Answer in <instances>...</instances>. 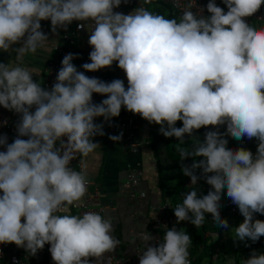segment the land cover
<instances>
[{"label": "clouds", "instance_id": "9594fccd", "mask_svg": "<svg viewBox=\"0 0 264 264\" xmlns=\"http://www.w3.org/2000/svg\"><path fill=\"white\" fill-rule=\"evenodd\" d=\"M121 2L0 0V50H13L20 60L48 41L41 20H50L54 33L73 21L91 20V62L82 68L97 71L117 61L128 84L125 88L121 79L105 82L85 75L72 63L78 55L73 53L63 57L50 90L28 68L0 62V105L21 114L14 141L0 136V145L6 146L0 151V244L15 243L33 255L50 244L55 264H91L90 258L115 249L112 223L101 214L57 213L87 192L86 165L76 171L69 164L77 153L87 157L100 146L93 137L105 133L95 118L118 117L122 107L159 124L165 137L181 143L185 134L195 138L191 151L177 146L182 161L204 158L182 165L191 190L174 209L177 223L200 226L210 213L218 226L229 228L220 214L226 189L244 217L235 227L236 240L258 241L264 236V220L253 218L264 215V28L251 26L246 18L264 0H223L226 12L209 0L210 16L189 10L179 21L144 8L114 12ZM93 93L107 98L93 103ZM224 124L225 133L207 131L203 141L193 135L201 127ZM229 134L237 140L256 138L255 155L229 147ZM122 135L109 138L117 142ZM197 168L211 186L206 195H198ZM142 239L147 246L139 264H190L187 232L168 228L158 246L148 243L152 235ZM244 264H264V253L253 251Z\"/></svg>", "mask_w": 264, "mask_h": 264}, {"label": "crops", "instance_id": "0c3cea01", "mask_svg": "<svg viewBox=\"0 0 264 264\" xmlns=\"http://www.w3.org/2000/svg\"><path fill=\"white\" fill-rule=\"evenodd\" d=\"M153 3L154 6H150ZM217 6L227 11V6L223 0H215ZM139 7H123L118 8L114 12L129 14ZM153 14L163 15L165 18H175L176 14L172 12L170 7L156 3L145 1V8ZM211 14L209 13L208 16ZM73 21L67 28L73 26ZM41 30L49 37L44 47L37 48L35 53L28 52L17 59V53L13 50L5 52L0 50V62L8 64L11 67L20 65L34 72L33 79L41 86L44 80V70L47 63L54 56V45L61 42V33L64 28H58L57 32H53L50 27V20H41ZM47 26L49 30H44ZM253 27L259 29L264 28V19L255 21ZM15 44L12 47H19ZM79 61H81L82 53L79 50ZM111 81L121 79L127 88V77L123 69L118 67V62L114 61L108 69ZM135 114L127 109H121L118 117L113 120H125L133 117ZM141 120L138 128L133 130V135L139 140V146L136 151L130 150L124 146L123 142H114L109 138L110 135H119L117 132H106L104 135H96L93 137L95 142H99L97 147L87 157L80 156L81 165H86L88 171V180L93 186L97 187L100 193V203L106 206L101 214L102 217L108 219L113 226L111 235L113 237H121L124 240L123 251L125 254H131L134 251L136 238L133 235L135 231H142L149 223L150 219L161 215V211L156 206L165 200L172 202L183 201L184 194L190 191L191 178L182 173V165H191L194 160L187 157L182 161L177 146L187 148L191 151L195 138L185 134V141L177 140L175 137L163 136L159 129L160 125L149 123L139 114L136 116ZM166 126V125H165ZM177 127L182 126V121L176 122ZM156 130V131H153ZM211 130H218L221 133L226 132V124L220 125L218 128L214 126L201 127L195 130L194 136L203 141L205 133ZM228 146L236 149L241 147L240 140L233 138L230 134L226 135ZM248 142L246 149L250 150L254 155L257 151L259 141L252 138ZM201 159V158H199ZM202 159H204L202 157ZM80 165V169H81ZM197 170V169H196ZM129 171L140 173V179L132 188L127 183ZM199 172V173H197ZM195 171L200 177L196 187L199 189L198 195H206L211 188L202 175V169ZM210 175V174H209ZM141 192L144 196H141ZM222 198H228L226 189L222 193ZM59 215H79L77 209L69 207ZM221 217L226 219L229 228L225 229L217 225L212 214L205 213L204 220L200 226L190 223L187 232L191 236L189 248L191 254L196 258L203 250L202 256L196 258L195 264H244L247 258L253 253H264V236L258 241L244 240L239 241L235 234V227L242 223L239 219L227 212H220ZM194 218V217H193ZM256 219L264 220V215L259 214ZM154 235H158L156 231ZM47 243L43 249L37 251L35 255L31 254L32 264H55L52 260ZM198 252V253H197ZM5 264H8V252L6 253Z\"/></svg>", "mask_w": 264, "mask_h": 264}, {"label": "built area", "instance_id": "2783aa9c", "mask_svg": "<svg viewBox=\"0 0 264 264\" xmlns=\"http://www.w3.org/2000/svg\"><path fill=\"white\" fill-rule=\"evenodd\" d=\"M145 1L157 2L168 5L171 9H174L177 18L180 20L183 13L186 11H192L198 17L208 16L207 4L209 0H127L124 2L122 0L119 7L114 8V11L118 8L123 7H139L145 8ZM191 5V7H190ZM247 22L252 26L253 22L260 21L264 19V4L261 5L260 9L250 17H247ZM84 24L83 28L78 27V24ZM52 30V27H50ZM94 28V21H76L75 24L69 28H64L61 33V42L54 45V56L47 63L44 70V80L42 87L50 90L53 84L56 82V76L59 69L62 67L61 61L63 57L68 53L78 54L81 50L82 58L79 61V56L73 59L72 63L77 67L78 71L84 72L85 75L89 77H96L105 82H111L109 75V67L101 68L97 71H87L82 68L84 63H90L89 53L92 51V46L88 43L90 31ZM44 30H49L47 26ZM107 98L106 95L99 93H93V103H100L103 99ZM35 111V106L31 109ZM137 114L133 117H129L125 120H113L112 118L105 121L103 117H96L95 123L103 125V131L106 132H117L123 134L121 141L124 146L128 147L130 150L136 151L139 146V140L134 137L133 130L138 128L141 120L136 118ZM21 118L20 113H16L14 110H9L0 105V136H7V143H12L14 139L18 136L17 124ZM154 130V129H153ZM22 139H27L28 137H20ZM63 140H67V137H63ZM251 139L247 137L240 140L241 147L246 148L248 142ZM57 147H59V141L57 142ZM6 146L0 145V151H5ZM80 154L77 153L75 158L70 162L69 167L76 171H80ZM140 179V173L135 171H129L127 178V185L132 188ZM87 185V192L82 197L81 200L76 201L72 205H67L60 212L67 210L69 207H73L78 210L79 215L85 212H97L102 214L106 206L100 203V193L97 187L93 186L90 180ZM210 190V188H205ZM2 195V191H0ZM141 196L144 193L141 192ZM183 201L172 202L169 200L163 201V203L156 206V209L161 211V215L153 217L150 219L147 226L142 231L133 232L136 238V243L134 245V251L131 254H125L122 250L124 247V240L121 237H114L118 244L115 249L110 252L104 253L101 257L90 258L91 264H139V256L146 250L147 242L142 239L143 235H152L153 239L148 243L153 246H158L162 241V238L168 228L173 226L176 227L178 231H185L190 226L189 221L176 222V217L174 215V209L177 205L182 204ZM220 212H227L239 219L244 220V217L240 213L238 206L232 203L230 198H221V208ZM58 214V213H57ZM59 215V214H58ZM259 216V213L254 214V219ZM23 219V218H22ZM158 235H154L155 232ZM50 247V244H47ZM8 252V264H31L30 251H25L23 247H18L15 243L0 244V264H5L4 259H6V253ZM188 260L190 264L194 260V256L191 254L190 248L188 246Z\"/></svg>", "mask_w": 264, "mask_h": 264}, {"label": "trees", "instance_id": "16d2710c", "mask_svg": "<svg viewBox=\"0 0 264 264\" xmlns=\"http://www.w3.org/2000/svg\"><path fill=\"white\" fill-rule=\"evenodd\" d=\"M170 9H171V8H170ZM171 10H172L173 13H175V12L173 11L174 9H171ZM190 157L193 159L192 156H190ZM190 157H188V158L190 159ZM199 158L202 159V157H195L194 160H196V159H197V160H201V159H199ZM190 160H191V159H190ZM194 162H195V161H194ZM197 170L199 171L200 168H197ZM197 170H195V171L197 172ZM197 173H199V172H197ZM204 251H206V250H203V252H204ZM203 252H202L200 255H198L196 258H197V259L200 258V257L202 256ZM197 253H198V252H197ZM196 258H194V260L192 261V264H195Z\"/></svg>", "mask_w": 264, "mask_h": 264}, {"label": "rangeland", "instance_id": "374dc122", "mask_svg": "<svg viewBox=\"0 0 264 264\" xmlns=\"http://www.w3.org/2000/svg\"><path fill=\"white\" fill-rule=\"evenodd\" d=\"M150 6H154V4H153V3H151V4H150Z\"/></svg>", "mask_w": 264, "mask_h": 264}]
</instances>
